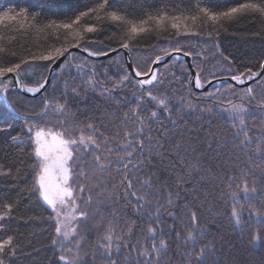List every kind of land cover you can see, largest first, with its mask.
<instances>
[{
  "label": "trees",
  "instance_id": "obj_1",
  "mask_svg": "<svg viewBox=\"0 0 264 264\" xmlns=\"http://www.w3.org/2000/svg\"><path fill=\"white\" fill-rule=\"evenodd\" d=\"M240 2L247 0H110L114 6L110 10H121V14L127 20H139L147 13L156 14L158 10H168L170 14L182 11L184 15H196L197 7L221 11ZM252 2L264 4V0ZM93 6V0H0V15L6 11L28 9L26 20L17 22L6 20L0 23V64H5L9 60L19 62V57L39 55L52 47L66 44L67 42L63 40L65 30L55 28L53 22L55 24L69 22L80 11ZM98 15L101 21L97 23V27L103 29V34L88 36L102 40L103 46L93 44L92 50L107 51L109 48L120 47L121 37L127 38L125 29L120 27L122 22L107 20L104 10H100ZM257 16L258 14L251 19L242 18L231 23L225 22L223 28L226 30H221L218 37L212 38L207 35L188 36L169 41L167 36L170 33L140 34L130 42L133 64L143 70L150 59L157 54H163V49L170 52L172 46H182L184 51L194 52L193 65H199L202 69V82L205 81V77L211 78L210 71H215L218 77L230 76L232 73L224 71L229 67L237 71L251 67L258 71L257 63L264 60V18ZM95 20L96 16H90L84 18L81 23ZM189 24L192 22L189 21ZM106 25L113 27H105ZM200 25L201 20H197L194 29H199ZM113 34L115 38H112ZM176 39H179V45H176ZM214 45L229 57L231 64L221 62L218 58L213 59L216 52ZM169 62L177 63L174 59ZM47 63L49 62H36L29 69L27 77H22L24 82L32 85L39 79L38 73L45 72L44 65ZM183 63L189 70L187 63L185 61ZM76 65H82L79 71ZM90 65H95L97 69V75L92 77L91 84ZM62 68L65 70L56 73L46 88V95L54 106L57 102L64 103L65 109L57 110L53 107L46 117L32 123L56 132L63 130L58 126V122H64L69 128L73 123L81 128L85 123H92L99 126L109 137L125 127L121 124V114L135 104V97L132 95L137 91L135 87L129 85L123 92L118 93L119 96H127L130 104L123 102L116 104L107 95H101V88H94L96 80L102 85L108 84L110 79L118 78L122 70H129L123 51L99 60L73 52L71 58H66ZM172 71L182 78L177 67H173ZM228 84L233 83L225 82L220 85V96L234 104H243L247 108V112L244 113L245 130L252 138V142L242 147L240 145L242 134L239 138L236 136L238 128H234L230 114L218 110L219 107L230 105H218L213 107L211 112L181 111L180 101L171 100L170 103L175 109L172 118L177 121L179 127L170 134L165 144L167 146L171 143L173 147L167 148V154L162 158L154 155L152 166L146 165L133 180L137 193H147L153 200L161 198L152 196L153 189L161 185L178 192L171 209L175 217H169L165 211L159 222V227L163 228V234L159 238L167 241V252L162 254V264H189V257L185 253L193 248L198 251L209 241L212 242L211 247L215 253L210 256L208 264H264V105L260 103L264 100V91L254 86V99H251L242 91L246 86H236V95H233L227 90ZM172 87L176 89L174 93L176 97L185 96L200 107L212 104L203 97V93L208 90L199 91L192 85ZM73 88L76 90L75 93L72 91ZM189 90L191 96L188 95ZM2 93L0 92V165L3 166L0 171V216H4L6 211L4 205L20 201L19 205L12 209L11 215L0 221L5 225L0 229V241L12 236L17 248L14 256L9 257L6 251L3 259L7 260L8 264H57L60 252L58 245L52 244V240L56 238L53 221L49 219L52 212L37 199L36 194L26 191L33 184L34 173L31 168L35 163L33 148L26 136L15 139L26 127L25 117H32L40 111L45 93L28 97L15 89H10L7 93L9 103L5 101ZM154 95L161 96V92L154 90ZM145 106L160 112V120L171 128L166 118L167 114L162 108H156L155 101L146 98ZM236 124H239L238 119ZM159 126V123L151 124L153 130ZM127 127L132 128L131 122ZM76 135L79 136L80 132L77 131ZM83 135L87 137L92 133L84 128ZM175 145H179V152ZM189 145L194 146V150L189 148ZM112 147L116 145L113 144ZM185 148H188L187 153L184 151ZM257 148L260 151H257ZM81 155L88 161V170L91 171L94 165L91 164L88 152H82ZM177 156L185 159L177 160ZM170 161L173 163L170 164ZM196 162L199 163V171L189 173L184 165ZM9 168L13 170L11 175L5 174ZM16 169H19L18 173ZM149 175L155 177L157 181L153 189L145 188L138 182L148 179ZM177 176L189 177L179 182L182 185L180 189L176 188ZM229 176L235 177V183L231 184V187ZM117 179L115 172L111 174L97 172L96 186L92 190V203L78 201L80 209L88 212L87 219L81 218L77 222L78 264H110V259L117 260L118 264H129V261L130 264H141L142 258H137L140 249H133L132 245L138 240L141 244L145 243L144 230L147 227L146 222L151 217L138 215L132 207L135 201L126 202L123 195L119 197L114 195L109 199L106 194H100L104 189L112 191V185ZM245 182L249 189L247 195L243 192ZM231 193H236L235 200L231 198ZM233 206L239 214L238 225L232 217ZM189 209L197 212L198 227L207 229L202 239L198 233L196 234L195 245L184 242L186 232L191 231L193 227ZM108 221H114L111 256L103 247L106 243L103 237L107 235ZM133 222L128 246L122 245L117 253L116 237L124 236L125 239H129L125 224ZM177 233L180 234L179 237Z\"/></svg>",
  "mask_w": 264,
  "mask_h": 264
},
{
  "label": "snow or ice",
  "instance_id": "obj_2",
  "mask_svg": "<svg viewBox=\"0 0 264 264\" xmlns=\"http://www.w3.org/2000/svg\"><path fill=\"white\" fill-rule=\"evenodd\" d=\"M93 4V7H87L86 10L80 11L69 22L60 24L53 22L55 28L65 30L63 40L67 42L66 44L52 47L39 55L32 54L27 57H19V62H11L9 60L5 64H0V92L7 94L10 89L21 88L33 94L45 93L42 98L40 111L32 117H25L26 127L15 137V139H20L26 136L33 148L35 159V163L31 165L34 173L33 184L26 191L36 194L37 199L42 201L52 212L49 219L53 221L54 233L56 234V238L52 240V244L54 246L60 245L58 249L60 255L58 256L57 264H60V262H64V264H78V254L72 255L71 258L66 254L71 250L65 249L63 241L60 239L61 236L66 237L68 235V231L62 232V227L70 215L72 219H87L88 212L80 209L78 201L82 200L87 204L92 203V190L96 186V173L108 172L111 174L115 172L118 179L112 185V191L104 189L100 194H106L109 199L114 195L117 197L123 195L126 202L130 200L135 201L132 207L138 215L144 214L151 217L146 222L147 227L144 230L146 232V235L143 236L145 243L141 244L138 240L136 244L132 245V248L140 249L137 253V258H142L141 264H162V254L167 252V241L159 238L163 234V228L159 227V222L165 211H167L169 217H175V213L171 209L174 206L175 197L178 195V192L168 190L165 185L153 189V185L157 181L155 177L149 175L148 179L138 182H141L145 188L153 189L152 196L161 197L159 200H153L149 198L147 193L138 194L133 180L138 177V174L144 170L146 165L152 166L154 155L162 158L167 154V148L173 147L171 143L167 144V146L165 144L170 134L175 132L179 127L177 121L172 118L175 109L172 107L170 101L178 99L181 111L196 110L199 112H211L213 107H217L218 105H230V107H219L218 110L230 114L234 128H238L236 136L239 138L242 134V139H240L242 147L252 142V138L245 130L244 113L247 112V108L243 104H234L231 100L221 98L220 85H223L225 81L220 79L215 71H210L211 78L205 77V81L202 82V69H200L199 65H191V70L185 68L183 61L189 57H193V51H184L182 46H172L170 52L167 49H163V55L157 54L154 58L150 59L143 70L138 66L131 68V71L122 70V74H118V78L108 81V84L111 85L110 87L108 84L102 85L99 80L95 81L94 88H101V95H107L116 104H120L121 102L125 104L131 103L127 96L118 95L129 85H133L137 90L132 94L135 97V104L128 107V110L123 111L121 114V124L125 127L122 130H117L114 136H106L99 126L92 123H85L83 128L73 123L71 128H69L64 122H58V126L63 129L62 131L56 132L50 130L46 133L42 127L34 129L32 122L46 117L53 107L57 110L65 109L64 103L57 102L54 106L46 95V86L50 83V74L55 66V62L65 57V53L70 54L72 49L81 50L91 57L109 55V53L117 51L111 48L107 51L92 50L91 48L93 44L103 46L102 40L89 38L88 36V34H103V29L97 27V23L101 21V17L98 15L100 10H104L107 20L122 22L120 27L125 29L127 38L121 37L120 47L128 49L130 42L140 34L156 33L159 35V33H170L167 36L169 41L173 38L188 36L207 35L209 38L218 37L221 30H226L223 28V23L225 22L231 23L242 18L251 19L257 14V18H264V4L247 0V2L236 3L221 11H213L208 7H197L196 15H184L182 11L170 14L168 10H158L156 14L147 13L144 18L139 20H127L121 14V10H110L114 7L110 3V0H100L98 3L96 0H93ZM90 16H96V20L81 23L84 18ZM27 18L28 9L21 8L15 12H4L0 15V23L6 20L17 22L26 20ZM32 18L35 19L34 16ZM197 20H201V25L199 29H194ZM189 21L192 22L191 25ZM105 27H113V25H106ZM112 38H115V34H113ZM179 44V39H176V45ZM214 47H216V52L213 54V59L218 58L221 62L232 63L229 57L219 50L218 46L214 45ZM173 54L175 55L173 56ZM166 57L168 60H166ZM173 59L177 62L176 64L169 62ZM36 62L49 63L44 65V73H38L39 79L35 80L32 86H28L24 83L22 77H27L29 69ZM85 63H87V58L85 59ZM22 65L24 66L23 68ZM75 67L79 71L82 65H76ZM173 67H177V70L182 74V78L172 71ZM256 67L259 69L258 71H254L251 67H247L243 71H237L231 67L224 69V71L232 73L227 79L235 82V86L228 84L227 90L236 95V86L247 85L242 91L247 97L254 99V86L264 91V60L258 62ZM90 69L89 83L91 84L92 77L97 75V69L95 65H90ZM64 70L60 68L57 69V72L59 74ZM217 80H219V84L203 93V97L212 102L211 105L200 107L196 103H193L192 100L186 99L185 96L176 97L174 95L176 89L172 85L184 87L192 85L197 89H203L204 83L213 85L214 81ZM154 90L160 91L163 98L154 95ZM72 91L75 93V88ZM169 93H172V95H169ZM188 95H192L190 90ZM146 98L155 101L156 108H162L163 112L167 114L166 118L171 128L160 120V112L145 106ZM260 103L264 105V100H261ZM141 113L145 114L142 115ZM237 119L239 121L238 125L236 124ZM129 122L132 124L131 129L127 127ZM152 123H159L160 126L153 130L151 127ZM84 128H87L92 135L85 137L83 135ZM77 131L80 132L79 136L76 135ZM154 131L155 134H153ZM113 144L116 147H112ZM175 147L177 152H179V145H175ZM188 147L194 150V146L189 145ZM184 151L187 153L188 148H185ZM257 151H260V149L257 148ZM82 152H88L91 157V164L94 165L91 171L88 170L89 163L81 155ZM184 159L185 157L177 156V160L183 161ZM169 163L172 164L173 162L170 161ZM184 166L187 167L189 173L199 171L198 162ZM2 169L3 166L0 165V171ZM12 171L9 168L5 174L11 175ZM16 171L18 173L19 169H16ZM188 178L177 176L176 188L180 189L182 185L179 182ZM88 181H91V183H88ZM228 181L229 187H231V184L235 183V177L229 176ZM248 191L249 189L245 182L243 192L247 195ZM252 191L254 192L255 189L253 188ZM231 198L235 200L236 193H231ZM19 203L20 201L17 200L4 205L6 211L4 216H0V221H3L5 216H10L12 209L17 207ZM65 209L71 211L66 212ZM75 213H78V216ZM189 216L193 227L191 231L186 232L184 242L195 245L197 243L196 234L198 233L202 239L207 229H200L198 227L196 211L189 209ZM232 217L238 225L240 222L239 214L234 206ZM113 223L114 221H108L107 235L103 237V240L106 241L103 247L109 256L113 252ZM133 224L134 222L125 224V227L128 229L129 239H125L124 236L116 237L118 242L115 244V251L117 253H119L122 245L124 247L128 246ZM4 227L5 225L0 222V229ZM71 230L73 232L76 231V229ZM179 235L177 233L178 237ZM211 243L209 241L207 245L199 248L198 251L195 248L187 251L185 255L189 257V264H208L210 256L215 253V250L211 247ZM77 246H79L78 242ZM6 251L9 257L14 256L17 251L12 236H8L6 239L0 241V264H8V261L3 259ZM110 264H118V262L117 260L110 259Z\"/></svg>",
  "mask_w": 264,
  "mask_h": 264
},
{
  "label": "water",
  "instance_id": "obj_3",
  "mask_svg": "<svg viewBox=\"0 0 264 264\" xmlns=\"http://www.w3.org/2000/svg\"><path fill=\"white\" fill-rule=\"evenodd\" d=\"M114 49H116L117 51H115V52H111V53H109V55H101V56H99V57H91V56H88V54L83 53L81 50L72 49L70 54H69V53H65V57H62L59 61H56V62H55V66H54V68H53V70H52V72H51V74H50V83H51V81H52L54 75L56 74L57 69L60 67V65H62V63H63V61L65 60L66 57H68V56L71 57V56H72V52H78V53H80V54H82V55H85V56H87V57H89V58L99 60V59H105V58L111 57V56L115 55L116 53H118V52H120V51H123V53H124V57H125V61H126V64H127V67H128L129 70L131 71V68H133V67H135V66H134L133 61H132L131 50H130V48H128V49H123V48H121V47H118V48H114ZM174 55H175V54H173V56H174ZM166 60H168L167 57H166ZM185 62L187 63L189 70H191V69H190V66L193 65V59H192V57L187 58V59L185 60ZM227 77H229V76H220L219 78H220V79H223L225 82H232L233 84H235V82L231 81L230 79H227ZM50 83H49V84H50ZM217 83H219V80L214 81L213 85H215V84H217ZM213 85L205 84L203 89H197V88H195V87H193V88H195L196 90H199V91H205V90H208V89H209L211 86H213ZM47 86H48V85H47ZM47 86H46V87H47ZM241 86H247V85H241ZM14 89H15V90H18L20 93H22L23 95L28 96V97H36V96H38V95H40V94L43 93V92H42V93H39V94H33V93H29V92H27L26 89H21V88H14ZM4 98H5V101H6L7 103H9L6 94H4Z\"/></svg>",
  "mask_w": 264,
  "mask_h": 264
},
{
  "label": "rangeland",
  "instance_id": "obj_4",
  "mask_svg": "<svg viewBox=\"0 0 264 264\" xmlns=\"http://www.w3.org/2000/svg\"><path fill=\"white\" fill-rule=\"evenodd\" d=\"M33 127H34V129L35 128H41L40 126L35 125V123H33ZM42 128L45 130L46 133L50 130L55 131L51 128H45L43 126H42ZM78 204H79V202H78ZM65 211L70 212L71 210L65 209ZM75 215L78 216V213H75ZM78 220L79 219H72L71 215H70L69 218L65 221V225L62 227V232L68 231V235L66 237L61 236L60 239L63 241L64 248L71 250L70 252L66 253L67 255H69V258H71L72 255L77 254V252H78V246H77V242L79 243V241H77L78 240V238H77V222H78ZM71 229H76V231L73 232ZM58 247L60 248L59 244H58Z\"/></svg>",
  "mask_w": 264,
  "mask_h": 264
},
{
  "label": "bare ground",
  "instance_id": "obj_5",
  "mask_svg": "<svg viewBox=\"0 0 264 264\" xmlns=\"http://www.w3.org/2000/svg\"><path fill=\"white\" fill-rule=\"evenodd\" d=\"M72 54H73V52H72ZM68 57H70V56H68ZM71 57H72V56H71ZM71 57H70V58H71ZM66 58H67V57H66ZM66 58H65V60H66ZM65 60L63 61L62 65H60V67H59L58 69H60V68L63 67ZM56 73H57V72H56ZM55 75H56V74H55ZM55 75H54V76H55ZM53 78H54V77H53ZM52 80H53V79H52ZM51 82H52V81H51ZM24 83H25V82H24ZM25 84H26V83H25ZM50 84H51V83H50ZM50 84H49V85H50ZM27 85H28V86H32V85H29V84H27ZM49 85H48V86H49ZM48 86H47V87H48ZM47 87H46V88H47ZM17 91H18V90H17ZM18 92H19V91H18ZM2 94H3V96H4V93H2ZM6 95H7V94H6Z\"/></svg>",
  "mask_w": 264,
  "mask_h": 264
}]
</instances>
